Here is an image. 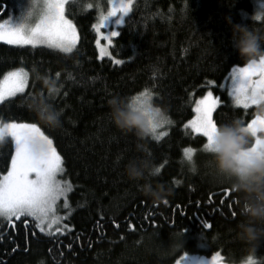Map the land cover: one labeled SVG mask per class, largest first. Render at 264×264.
I'll list each match as a JSON object with an SVG mask.
<instances>
[{"label": "trees", "instance_id": "obj_1", "mask_svg": "<svg viewBox=\"0 0 264 264\" xmlns=\"http://www.w3.org/2000/svg\"><path fill=\"white\" fill-rule=\"evenodd\" d=\"M259 1L134 0L111 48L119 64L99 58L93 27L110 0L67 4L79 36L71 53L0 42V80L21 68L28 77L26 92L0 104V121L37 123L53 140L72 186L60 232H41L31 217L27 225L23 218L11 224L0 218V264H174L183 255L217 252L228 264H245L250 248L236 229L244 218L240 196L215 179L202 151L206 138L184 126L209 90L220 98L217 124L239 118L246 126L264 115L258 107L236 106L222 88L233 69L249 64L234 47L232 25L264 30V17L252 19ZM17 3L0 0V21ZM145 88L173 121L160 140L123 130L111 117V97H133ZM41 101L59 112V126L40 118ZM185 148L195 149L191 161ZM14 150L11 137L0 139V176ZM133 162L162 167L158 175L145 169L132 178L127 169ZM146 184L171 192L154 200L144 194ZM257 256L264 264V238Z\"/></svg>", "mask_w": 264, "mask_h": 264}, {"label": "snow or ice", "instance_id": "obj_2", "mask_svg": "<svg viewBox=\"0 0 264 264\" xmlns=\"http://www.w3.org/2000/svg\"><path fill=\"white\" fill-rule=\"evenodd\" d=\"M65 3L66 0H28L27 3L24 0H18L21 14L18 17L9 16L0 21V40L10 45L36 46L42 44L64 53L72 52L76 48L78 34L72 20L65 15ZM110 3L112 4L111 11L108 16H102V23L117 13L128 11L127 5H117L113 0H110ZM130 3L131 0H129ZM121 23V19L116 21L117 25ZM119 34V30H111L112 37ZM97 43L99 44V41ZM120 62L115 61V63ZM56 75L59 76L60 73ZM237 76L239 83L230 90L235 104L248 108L249 105H257L264 100V56L258 61H251L245 67L239 68L238 75H234L233 79ZM254 76L259 78L253 79ZM27 82V73L22 68L8 72L3 80H0V101H4L5 97L23 92ZM50 91L53 90L50 89ZM152 95L145 88L133 96V99L138 105H143L149 98L152 99ZM219 102L220 98L214 97L209 91L196 102L194 107L196 115L187 121L186 126H190L195 133L206 137L207 142L203 144V148L211 141L215 132L217 122L213 119V111ZM49 110L52 116H59V112L41 101L39 111L43 113ZM171 123L173 121L169 117H163L158 122L150 120L153 138L160 140L165 136L167 132L158 131V129ZM246 128L251 136L255 137L251 150L255 151L264 147V137L257 135L258 132H264V115L257 114L247 123ZM5 135L12 138L15 150L11 155V164L7 173L0 176V217H3L9 224L13 223V217L17 220L23 218L21 222L26 225L28 224L27 218L32 217L35 226L44 232L46 231L45 224L50 229L58 222L59 218L54 211L56 201L61 196L66 197L67 191L70 190L67 181L57 179L58 173L63 170L62 157L53 145V140L35 122L0 121V138ZM194 151L193 148L184 149L188 161L192 160ZM161 167L162 165L156 166L155 170L160 172ZM228 193L229 189H223L224 196ZM211 195L209 193V196ZM221 203H223V198ZM172 223L175 226V221ZM203 226L210 227L207 222ZM56 231L60 232L62 229L57 227ZM68 247L71 248L72 245L69 244ZM219 257L220 253H215L209 264H216ZM182 260L183 256L176 261V264H182Z\"/></svg>", "mask_w": 264, "mask_h": 264}, {"label": "clouds", "instance_id": "obj_3", "mask_svg": "<svg viewBox=\"0 0 264 264\" xmlns=\"http://www.w3.org/2000/svg\"><path fill=\"white\" fill-rule=\"evenodd\" d=\"M264 17V10L257 11L252 19ZM233 44L245 62L264 56V30L251 25L233 24ZM114 123L123 130L133 131L138 137L152 135L150 120L158 122L168 117L164 109L149 98L138 105L133 97L113 96L108 101ZM258 111L264 113V100L260 101ZM40 118L52 127L59 126V116H52L51 110L41 113ZM52 116V118H50ZM170 118V117H169ZM251 133L245 124L234 118L217 124L212 139L203 150L209 154V165L217 181L227 182L240 196V215L244 217L236 225L237 235L245 240L250 248L245 264H261L257 256L259 241L264 238V147L251 150ZM147 169L150 175H158L155 166L128 165V174L140 178ZM145 195L154 200L165 198L170 189L161 184L153 188L143 186Z\"/></svg>", "mask_w": 264, "mask_h": 264}, {"label": "rangeland", "instance_id": "obj_4", "mask_svg": "<svg viewBox=\"0 0 264 264\" xmlns=\"http://www.w3.org/2000/svg\"><path fill=\"white\" fill-rule=\"evenodd\" d=\"M70 1H72V0H66V3H65V15H66V6H67V4ZM24 2L27 3L28 0H24ZM113 2L115 4H117V5H121V4L127 5L128 6V11L126 13H117L115 16L109 17L105 21V23H102V16H108V13L111 11L112 4L109 2L108 8L105 11L101 12L100 15H99V19H98V22L96 24V32H97V35H98L97 41H99V44L97 43L99 58L100 59H113L114 61H116L113 58V56H112L111 48L113 46L114 39L117 38L118 36L112 37L111 36V30L117 29V30L120 31L121 28L125 25L126 19H127V17L129 16V14H130V12L132 10V6H133V3H134V0H131L130 4H129V0H113ZM256 8H257L256 9L257 11L264 10V0L259 1L257 3V7ZM20 14H21V10H20L19 4L17 3L16 9L9 16L18 17ZM253 15H252V17H253ZM7 18H5V19H7ZM262 18L263 17H260L259 19H262ZM118 19L122 20V23L120 25L116 24V21ZM76 31H77V28H76ZM77 34H78V31H77ZM109 40H111V43H109ZM0 42L4 43V44H8L6 41L0 40ZM78 42H79V36H78L77 44H78ZM77 44H76V46H77ZM8 45H10V44H8ZM11 46H16V47H46V48H49L47 45H42V44H39V45H36V46H32V45H11ZM50 49H53V48H50ZM54 50L60 51L58 49H54ZM73 51H74V49H73ZM239 68H242V67H238V68L233 69L231 74H230V76H229V78L222 84V88L226 89L228 91L229 95H230V90L234 89L235 85L239 83V77L238 76L235 79H233L234 75H238ZM258 78H259L258 76H254L253 77V79H258ZM27 80H28V77H27ZM27 88H28V82H27V85L25 86V89H24L23 92H18L14 96H11V97H5L4 101H6V100H8L10 98L16 97L19 94H22V93L26 92ZM209 91H211V90H209ZM209 91H207V93ZM213 96L216 97L214 94H213ZM230 97H231V99L233 101V97L231 95H230ZM202 98H200V99H202ZM200 99H198V100H200ZM4 101H0V104L3 103ZM196 102L194 104V107L196 105ZM219 104H220V102L217 104L216 108L213 111V117H214V113H215L216 109L218 108ZM235 105L244 108L243 105H237V104H235ZM253 107H258V106L257 105H249L248 108H253ZM248 108H246V109H248ZM195 115H196V113H195ZM186 125H187V123L184 126L185 130H187L189 132H192L194 134L202 135L200 133H195L190 126H186ZM165 126L166 125H164L163 128L158 129V131H166ZM257 135H259L261 137H264V132H258ZM5 137H10V136L9 135H5L3 138H5ZM3 138H0V139H3ZM37 148H39V146H37ZM202 151L205 154H208L204 150H202ZM30 175L34 176V174H30ZM57 179L60 180V181H67L64 178V168H63V170L60 173H58ZM68 184H69L70 190L67 191L66 197L65 196H61L56 201V204H55L54 211H55V215L59 218L58 222L53 224V226L50 229H48L47 228V224H45L46 231H55L57 227L62 228V226L65 224V220L67 219V217L69 215V194H70V192L72 190V186H71L70 182H68ZM0 218H3V217H0ZM32 219L34 220V218H32ZM12 220H17V219L15 217H13ZM211 257L197 256V255H183L182 264H209V262L211 260ZM174 264H176V262ZM216 264H228V263H226L223 260V258L221 257V255H220V257L216 261Z\"/></svg>", "mask_w": 264, "mask_h": 264}]
</instances>
